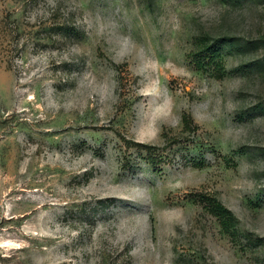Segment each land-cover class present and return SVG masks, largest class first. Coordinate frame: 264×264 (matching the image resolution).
Here are the masks:
<instances>
[{"label":"rangeland","instance_id":"obj_1","mask_svg":"<svg viewBox=\"0 0 264 264\" xmlns=\"http://www.w3.org/2000/svg\"><path fill=\"white\" fill-rule=\"evenodd\" d=\"M0 264H264V0H0Z\"/></svg>","mask_w":264,"mask_h":264},{"label":"trees","instance_id":"obj_2","mask_svg":"<svg viewBox=\"0 0 264 264\" xmlns=\"http://www.w3.org/2000/svg\"><path fill=\"white\" fill-rule=\"evenodd\" d=\"M203 47L197 55L193 54V57L195 59L197 58V60L198 59L203 60L205 57L209 62H211L210 60L212 59L213 54H216V52H213L214 47L212 45L210 46L206 45L204 49ZM198 65L200 66L201 62H198ZM220 75H221L220 73L217 74V76H220ZM183 120H184V124L186 128L188 129L194 125L193 118L188 114H185L183 116ZM142 146H146L147 148L150 149V151H152L155 148L153 145L142 144ZM151 158H152L151 159L152 161H155V158H153L152 155H151ZM204 200L209 210L219 219V221L224 227H227L232 224V222L234 221L233 212L228 207H226L218 198L205 195Z\"/></svg>","mask_w":264,"mask_h":264}]
</instances>
